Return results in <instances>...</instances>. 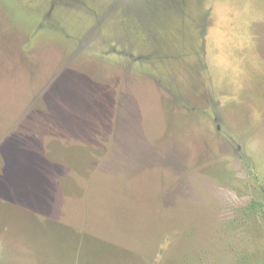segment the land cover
Returning <instances> with one entry per match:
<instances>
[{"label":"rangeland","instance_id":"374dc122","mask_svg":"<svg viewBox=\"0 0 264 264\" xmlns=\"http://www.w3.org/2000/svg\"><path fill=\"white\" fill-rule=\"evenodd\" d=\"M0 264H264V0H0Z\"/></svg>","mask_w":264,"mask_h":264}]
</instances>
